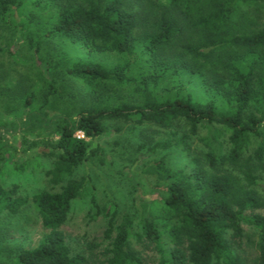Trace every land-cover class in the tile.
Wrapping results in <instances>:
<instances>
[{"label":"trees","instance_id":"obj_1","mask_svg":"<svg viewBox=\"0 0 264 264\" xmlns=\"http://www.w3.org/2000/svg\"><path fill=\"white\" fill-rule=\"evenodd\" d=\"M10 41L21 42L14 58L25 48L49 70L17 96L19 117L0 110V169L7 155L15 171L50 165L31 198L0 182V214L33 206L47 230L13 264H89L62 226L89 188L79 167L105 162L97 140L112 121L165 134L137 145L157 154L140 167L141 209L119 220L112 201L99 211L107 246L96 264H264V0H0V54ZM184 77L200 97L182 85L160 95Z\"/></svg>","mask_w":264,"mask_h":264},{"label":"rangeland","instance_id":"obj_2","mask_svg":"<svg viewBox=\"0 0 264 264\" xmlns=\"http://www.w3.org/2000/svg\"><path fill=\"white\" fill-rule=\"evenodd\" d=\"M20 44L18 41H10L9 51L0 54V110L5 120L15 119L21 115L24 109L16 100L17 96L23 89H31L37 74L48 76L49 73L48 67L42 61L37 60L34 63L25 61L28 58L25 48L20 51L17 59L14 58L12 53ZM100 58L107 63H112L115 59L110 54L101 55ZM188 79L184 77L182 84L179 80L167 82L161 86L160 95L174 94L176 86L182 88V85L200 97L202 91L198 83L189 82ZM61 107V104H55L52 112L59 111ZM164 134L155 127L141 134L140 128L130 123L122 121L107 123L105 133L97 140L105 152V162L100 163L90 158L76 172L77 178L83 175L88 177L89 188L81 198L73 201L67 221L62 226L66 244L72 254H84L89 259V264H96L98 258L102 257V251L107 246L103 236L107 219L99 211L107 208L110 201L116 204L117 220L125 214H135L141 209L136 197L139 196L140 201L148 199L150 188L140 174V167L153 160L157 154L151 155L145 149L138 152L137 145L144 141L152 142ZM78 135L81 136L82 133L77 132ZM7 138L14 144L12 137ZM197 143L195 140V144ZM49 167L48 162L40 161L24 171H15L12 169L11 157L7 155L5 166L0 169V182L6 188L18 184L19 195L31 198L32 195L48 188L45 170ZM259 190L264 196L263 181L259 185ZM46 232L33 206L24 208L16 215L0 214V264H13L14 257L20 250L35 247ZM244 245L246 251L243 255L251 261L257 253L255 236L249 233ZM138 249L147 262L153 260L151 248H142L139 245Z\"/></svg>","mask_w":264,"mask_h":264},{"label":"built area","instance_id":"obj_3","mask_svg":"<svg viewBox=\"0 0 264 264\" xmlns=\"http://www.w3.org/2000/svg\"><path fill=\"white\" fill-rule=\"evenodd\" d=\"M81 136H83V135H81ZM81 136L78 135V137H81Z\"/></svg>","mask_w":264,"mask_h":264}]
</instances>
